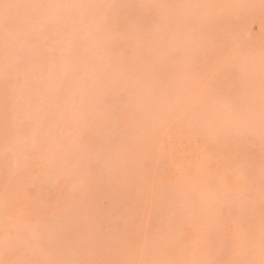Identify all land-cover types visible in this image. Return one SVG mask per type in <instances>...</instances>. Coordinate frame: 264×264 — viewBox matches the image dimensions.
<instances>
[{
	"label": "rangeland",
	"instance_id": "obj_1",
	"mask_svg": "<svg viewBox=\"0 0 264 264\" xmlns=\"http://www.w3.org/2000/svg\"><path fill=\"white\" fill-rule=\"evenodd\" d=\"M262 110L264 0H0V264H259Z\"/></svg>",
	"mask_w": 264,
	"mask_h": 264
},
{
	"label": "snow or ice",
	"instance_id": "obj_2",
	"mask_svg": "<svg viewBox=\"0 0 264 264\" xmlns=\"http://www.w3.org/2000/svg\"><path fill=\"white\" fill-rule=\"evenodd\" d=\"M229 57H230V53H228L226 49L220 48V49H217L215 51V53L213 54V56L208 58V61H206V62L215 61L214 63H212V71L228 70L231 72V74L237 80H239L240 73L238 71L232 69L231 66L228 64ZM216 58H219V59L217 60ZM262 121H264V110H262ZM203 127L205 128V130L209 134L219 136V135H223L227 132L228 121L225 118L223 112H219L216 114L211 125H208L207 122L205 121L203 123ZM262 148H264V144H262ZM261 175H262V180H264V161H262ZM223 246H224L225 251L229 250V244L227 242H224ZM44 264H94V262L46 261V262H44ZM210 264H229V262H227V261H211Z\"/></svg>",
	"mask_w": 264,
	"mask_h": 264
},
{
	"label": "clouds",
	"instance_id": "obj_3",
	"mask_svg": "<svg viewBox=\"0 0 264 264\" xmlns=\"http://www.w3.org/2000/svg\"><path fill=\"white\" fill-rule=\"evenodd\" d=\"M153 7L159 9V8H163V7H165V5L157 4V5H153ZM210 262H211V261L203 262V264H210ZM157 264H174V262H170V261H161V262H157ZM235 264H253V262L237 261V262H235ZM259 264H264V259H261V260L259 261Z\"/></svg>",
	"mask_w": 264,
	"mask_h": 264
}]
</instances>
